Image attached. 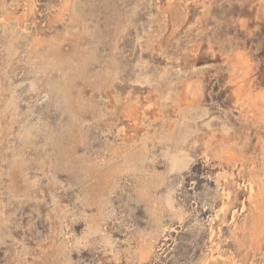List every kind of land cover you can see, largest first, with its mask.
I'll use <instances>...</instances> for the list:
<instances>
[{
	"label": "rangeland",
	"instance_id": "374dc122",
	"mask_svg": "<svg viewBox=\"0 0 264 264\" xmlns=\"http://www.w3.org/2000/svg\"><path fill=\"white\" fill-rule=\"evenodd\" d=\"M0 264H264V0H0Z\"/></svg>",
	"mask_w": 264,
	"mask_h": 264
}]
</instances>
